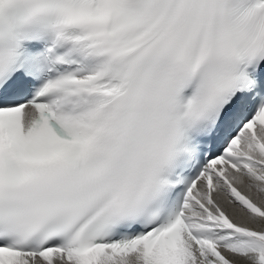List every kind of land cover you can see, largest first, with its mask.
<instances>
[{"label": "snow or ice", "instance_id": "obj_1", "mask_svg": "<svg viewBox=\"0 0 264 264\" xmlns=\"http://www.w3.org/2000/svg\"><path fill=\"white\" fill-rule=\"evenodd\" d=\"M0 264H264V0H0Z\"/></svg>", "mask_w": 264, "mask_h": 264}]
</instances>
